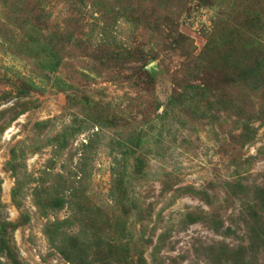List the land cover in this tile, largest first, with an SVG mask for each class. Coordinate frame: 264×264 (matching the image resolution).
I'll list each match as a JSON object with an SVG mask.
<instances>
[{
    "label": "rangeland",
    "instance_id": "1",
    "mask_svg": "<svg viewBox=\"0 0 264 264\" xmlns=\"http://www.w3.org/2000/svg\"><path fill=\"white\" fill-rule=\"evenodd\" d=\"M0 264H264V0H0Z\"/></svg>",
    "mask_w": 264,
    "mask_h": 264
}]
</instances>
